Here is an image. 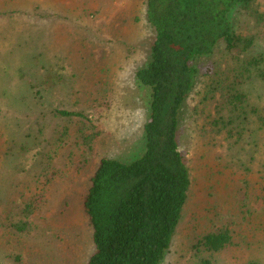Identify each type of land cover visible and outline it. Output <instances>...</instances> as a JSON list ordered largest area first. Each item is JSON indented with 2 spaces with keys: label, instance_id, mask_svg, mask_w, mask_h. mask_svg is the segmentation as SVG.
<instances>
[{
  "label": "rangeland",
  "instance_id": "obj_1",
  "mask_svg": "<svg viewBox=\"0 0 264 264\" xmlns=\"http://www.w3.org/2000/svg\"><path fill=\"white\" fill-rule=\"evenodd\" d=\"M146 1L0 0V264H87L95 254L82 206L91 179L102 159L133 162L144 150L148 93L134 77L148 62L154 40ZM257 5L264 14V0ZM236 29L256 35L264 48V29L245 18ZM228 64L223 45L198 63L201 77L180 131L192 187L162 264H264V129L239 127L233 138L220 133L226 109L218 92L208 96L209 86L223 77L216 71ZM54 65L64 67L68 83L55 86L42 106L30 107L33 90L23 76L41 85ZM258 86L248 100L264 111ZM53 110L85 117L62 118ZM87 118L101 132L91 146L80 138ZM47 170L57 175L46 203L26 219L25 202ZM20 220L28 222L24 232L15 228ZM224 226L234 238L228 249L212 254L194 248Z\"/></svg>",
  "mask_w": 264,
  "mask_h": 264
},
{
  "label": "trees",
  "instance_id": "obj_2",
  "mask_svg": "<svg viewBox=\"0 0 264 264\" xmlns=\"http://www.w3.org/2000/svg\"><path fill=\"white\" fill-rule=\"evenodd\" d=\"M145 7L154 40L148 62L134 75L136 86L148 93L144 150L133 162L102 159L92 177L82 205L96 246L87 264L165 261L192 187L191 172L180 146L183 110L201 77L198 63L212 58L220 45L230 54V64L216 71L223 77L209 86L208 92V96L218 92L226 109L219 132L233 138L239 135V127L244 131L255 124L264 129V111L253 109L248 100L250 91L258 86H252L255 81L264 82V48L256 35H243L236 29L240 18L247 19L254 29H264V14L257 0H147ZM260 34L264 38V32ZM61 71L64 67L51 66L41 85L23 76L33 90L27 103L30 107L42 106L55 86L68 83ZM259 87L264 90V86ZM40 99L43 101L38 102ZM53 113L62 118L85 117L64 110ZM88 122L80 138L91 146L101 132L92 121ZM249 131L254 132V128ZM56 175L47 170L39 178V188L25 202L26 219L44 206ZM27 227L28 222L22 220L15 225L19 232ZM233 241L232 231L224 226L206 234L194 248L221 253ZM203 264L211 263L206 260Z\"/></svg>",
  "mask_w": 264,
  "mask_h": 264
}]
</instances>
